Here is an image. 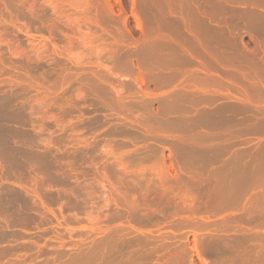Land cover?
<instances>
[{"label": "rangeland", "instance_id": "rangeland-1", "mask_svg": "<svg viewBox=\"0 0 264 264\" xmlns=\"http://www.w3.org/2000/svg\"><path fill=\"white\" fill-rule=\"evenodd\" d=\"M10 1L0 264H264V0Z\"/></svg>", "mask_w": 264, "mask_h": 264}, {"label": "bare ground", "instance_id": "bare-ground-1", "mask_svg": "<svg viewBox=\"0 0 264 264\" xmlns=\"http://www.w3.org/2000/svg\"><path fill=\"white\" fill-rule=\"evenodd\" d=\"M11 1H12V0H11ZM11 1H10V2H11ZM15 1H16V0H15ZM0 2H3V0H0ZM17 2L20 4V6H22L21 4H23V5L27 6V7L30 8V9H33V8L35 9V7L37 6V4H40V5H38V7H39V6H41V5H45V4L47 5V3H48V2H46V0H17ZM17 2H15V4H16ZM45 2H46V3H45ZM18 3H17V5H18ZM3 4H4V3H3ZM7 4H8V3H7ZM13 4H14V3H13ZM13 4H12V5H13ZM9 5H10V4H9ZM46 5H45V6H46ZM3 6H4V5H3ZM15 6H16V5H15ZM12 8H13V7H12ZM14 8H15V7H14ZM36 8H37V7H36ZM24 10H25V9H24ZM24 10H23V11H24ZM35 10H36V9H35ZM20 11H21V10H20ZM27 11H28V10H27ZM40 12H41V11H40ZM41 14H42V13H41ZM38 16H39V13H38ZM43 19H44V18H43ZM10 22H11V21H10ZM47 23H48V22H47ZM43 25H44V24H43ZM45 25H47V24H45ZM57 25H58V24H57ZM3 26H4V25H3ZM14 26H15V25H14ZM58 26H59V25H58ZM15 28H16V27H15ZM17 28H18V27H17ZM48 28H49V27H48ZM58 28H60V27H58ZM19 29H20V28H19ZM57 30H58V29H57ZM5 31H6V30H5ZM18 31H19V30H18ZM59 31H60V30H59ZM61 31H62V30H61ZM3 32H4V31H3ZM7 32H8V31H7ZM7 32H6V33H7ZM2 34H3V33H2ZM2 34H1V35H2ZM7 34H10V33L8 32ZM4 36H5L4 40L7 38L8 41H11V40H9L8 37H6L5 34H4ZM4 36H0V37L3 38ZM30 36H31V35H30ZM32 36H33V35H32ZM32 36H31V37H32ZM11 37H12V35H11ZM13 37H14V36H13ZM16 37H17V36H16ZM2 38H1V39H2ZM35 38H36V37H35ZM42 40L45 41V40H44V37H42ZM12 41H13V40H12ZM30 41H31V40H30ZM34 41H35V40H34ZM1 42H2V41H0V43H1ZM2 43H4V42H2ZM38 43H40V42H37V44H38ZM43 43H44V42H43ZM37 44H36L35 46H33V47L36 48ZM2 45H3V44H2ZM8 46H9V44H8ZM10 46L12 47V45H10ZM41 46L43 47L42 44H39L38 47H41ZM11 47H10V48H11ZM31 47H32V46H31ZM38 47H37V50H38ZM10 48H9V49H10ZM11 49H13V47H12ZM32 49H34V48H32ZM41 49H43V48H40L39 50H41ZM12 51H13V50H12Z\"/></svg>", "mask_w": 264, "mask_h": 264}]
</instances>
